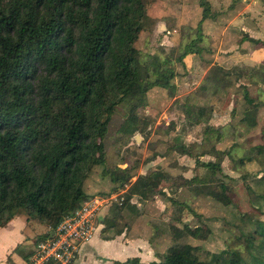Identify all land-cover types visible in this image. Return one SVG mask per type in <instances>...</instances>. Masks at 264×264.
<instances>
[{"label":"trees","instance_id":"obj_1","mask_svg":"<svg viewBox=\"0 0 264 264\" xmlns=\"http://www.w3.org/2000/svg\"><path fill=\"white\" fill-rule=\"evenodd\" d=\"M149 1L0 0V228L10 214L24 210L53 231L89 198L82 187L92 172L107 174L116 193L130 182L129 168L104 167L100 129L111 120L119 104L134 98L118 132L130 136L138 131L147 136V123L141 121L138 109L145 106L150 89L168 88L174 77V72L165 66L166 59L161 61L157 55L149 54L142 63L146 76L141 79L131 55L149 20ZM199 5L202 19L215 20L221 12L210 0H200ZM232 7L233 1L228 9ZM249 40L264 46V41ZM196 44L193 40L184 54L195 52ZM150 73L162 83L150 81ZM241 78L248 84L238 87L244 100L240 122L256 127L258 112L264 109V100L258 94L259 86L264 85L263 65L245 67L237 74L213 67L199 94L183 99L177 122L169 123L170 130L166 129L171 131L179 126L185 131L202 126L203 138L199 143L173 144L165 151L190 156L207 172L199 179H182L178 187H187L200 196L194 182L206 186L204 189L215 183L218 188L201 197L223 208L233 204L229 185L216 177L218 173L225 176L221 170L223 158L242 166L256 157L249 153L245 159L237 158L235 145L226 151L213 147V143L223 141V127L209 125L212 109L207 107L206 96L210 92L220 94L229 82L232 86L233 81ZM228 101L229 97L225 104ZM208 142L213 145L204 150L203 144ZM255 150L264 156V144L256 145ZM156 156L164 157L165 153L153 154L148 161ZM205 156L213 159L204 161ZM259 180L262 191L253 192V200L264 202V180ZM146 192L143 194L147 198L162 194L150 189ZM123 196L103 220L97 218L105 240L127 231L129 223L116 227L120 219L131 217L132 221L141 215V209L131 203L132 196ZM171 204L175 213L180 214L185 203L174 198ZM236 218L237 239H243L250 259L229 250L211 254L209 259L200 258L198 247L178 241L185 237L206 240L208 229L187 225L179 229L170 225L176 244L163 256L161 264H264V222L250 213ZM48 235L49 232L35 239L33 244ZM33 252L28 251L23 259L28 260ZM114 264L144 263L129 258Z\"/></svg>","mask_w":264,"mask_h":264},{"label":"rangeland","instance_id":"obj_2","mask_svg":"<svg viewBox=\"0 0 264 264\" xmlns=\"http://www.w3.org/2000/svg\"><path fill=\"white\" fill-rule=\"evenodd\" d=\"M230 1L215 0V5L218 10L221 5L226 9ZM198 2L199 0H150L147 2L149 20L145 22V27L131 49L133 61L143 74L142 63L149 54L157 55L160 60L169 58L168 66L174 72L175 79L168 88L155 87L150 90L146 96L145 106L138 109L141 121L144 120L147 123L145 127L147 136H143L138 131L130 136L121 135L118 132L134 98L126 99L119 104L111 120L100 129L103 133L101 143L105 154L104 167L107 170L115 166L129 168L132 176L130 182L116 193L112 190L113 184L107 174L92 172L82 187L89 197L86 201L99 207L98 221L103 220L108 210H111L115 203L120 202L125 193L132 194L133 205L143 209V214L132 221H130L131 217H124L116 223V227L129 223L124 237L127 243V239L134 240L130 244L132 247L129 256L137 257L144 264H152L153 261L161 264L163 256L168 253L171 246L176 244L172 239L170 225H175L179 229L185 225L208 229L209 234L206 240L185 237L178 241V243L198 247L200 258L209 259L211 254L229 250L230 253L238 251L244 258L250 259L243 239H237L239 222H236L238 221L236 217L239 214L250 213L251 216L264 222V202L253 200V192L262 191V187L257 182L260 181L259 179L264 180V156L262 157L255 150L256 145L264 144L263 108L258 112L259 124L256 127H249L240 122L244 103L240 93L232 95V102L228 108L223 107L229 96L227 91H222L220 94L210 92L208 93L210 95L206 96L207 107L211 108L213 113L210 125L217 128L223 127L221 138L223 141L213 143V147L226 151L235 145L237 148L234 153L237 158L245 159L249 153L256 157L255 160L242 166L231 162L228 158H223L221 170L225 176L218 173L216 177L229 185L233 202L231 207H217L211 200L201 197L203 193L217 189L218 185L215 183L204 189L206 186L194 182L195 190L200 196H195L187 187H178L177 184L182 179L194 177L199 179L207 172L197 166L190 156L165 151L169 145L199 143L203 138L202 126L187 128L185 131L178 126L177 129L168 131L170 130L168 124L177 122L182 100L188 96L194 98L198 95L199 88L210 74L208 65L211 60L206 62L207 60L203 59V55L208 53L194 55L187 68L182 63L181 55L190 42L194 40L198 43L201 40L197 47L206 49V52L208 50H214L220 54L231 52V63L228 62L231 64L230 69L228 68L229 73L242 72L245 65L254 67L263 65L264 67V50H259L257 45L243 38L244 29H248V35L264 39V0H237L238 9L230 15L225 10L216 22L219 26L220 19L231 18V30L225 31L220 26L214 30L209 29L216 35L215 38L205 36L204 32L207 31L202 25L200 27L198 25L201 17ZM251 3L252 6H248ZM151 80L161 81L154 76ZM241 83L242 81L238 79L237 85ZM258 89L259 96L264 100V85ZM136 90L137 87L133 89L132 94ZM212 145L209 142L204 143V150L210 149ZM157 153H165V156H156L155 161L148 163L151 156ZM211 159H213L212 156H205L202 160ZM149 189L155 193L165 190V193L147 198L143 192ZM111 195L112 198H110ZM174 198L185 203L180 214L175 213V208L171 204V199ZM98 227L100 225L98 226L97 222L94 235L97 234ZM49 231L46 224L24 210L10 214L6 218L5 226L0 230V264H9L8 261H13L15 264H23V261L24 264L28 263L31 256L28 260H22L21 257L23 258L31 249L34 250L35 239H39ZM152 234L153 236L150 237ZM139 236L149 240L150 247L139 246L141 242ZM78 257L79 254L72 264L76 263ZM125 260L126 258L123 261ZM114 261V258L93 252L89 253L84 264H113ZM250 264L258 263L251 261Z\"/></svg>","mask_w":264,"mask_h":264},{"label":"crops","instance_id":"obj_3","mask_svg":"<svg viewBox=\"0 0 264 264\" xmlns=\"http://www.w3.org/2000/svg\"><path fill=\"white\" fill-rule=\"evenodd\" d=\"M200 1V0H199ZM211 2H212V5H213V7L216 9V11H218V9H217V7H216V5H215V0H210ZM232 1H233V7L232 8H229L228 9V7L231 5V3H232ZM255 1H257V0H255ZM254 2V1H253ZM198 6L200 7V5H199V2H198ZM248 6H252V3L251 4H249ZM201 8V7H200ZM219 9H220V13L218 14V16L216 17V19L215 20H212V19H209V18H206V19H202V8H201V17H200V20H199V23H198V25H199V27L202 25L203 27H204V29L207 31V32H204V35L205 36H212L213 38H215V36L216 35H214L213 33H212V31H209V29H212V30H214V29H217V27H221L223 30H225V31H229V30H231V24H232V22H231V18H222V19H220L219 20V26L218 25H216L217 23V21H218V19L220 18V16L225 12V10H227V14L228 15H230L232 12H234L235 10H237L238 9V2H237V0H231L230 1V3H229V5L226 7V9H224L223 8V6L221 5L220 7H219ZM250 20H253V19H250ZM246 30V31H245ZM250 30V29H249ZM248 33H249V31H248V29H244V32H243V35H244V37L243 38H245V40L246 41H249V42H251L249 39H255V40H261V41H264V39H260L259 37H253V36H250V35H248ZM201 41V40H200ZM199 41V42H200ZM198 42V43H199ZM191 43V42H190ZM197 43V44H198ZM252 43V42H251ZM196 44V45H197ZM255 44V43H254ZM189 45V44H188ZM187 45V46H188ZM255 45H257L258 46V48H259V50H264V46H261V45H258V44H255ZM186 46V47H187ZM186 47H185V50H186ZM209 51H210V53H209ZM203 52H205V53H208V54H206V55H203V59L204 60H207L206 62H209L210 60H211V63L208 65V67H209V71L213 68V67H216V66H218V67H221L222 69H224V70H229L230 68H229V66L231 65L230 63H231V52H225V53H223V54H220V53H218V52H216V51H212V50H208L207 52H206V49H201V48H198V47H196L195 48V52H193V53H191V54H184L185 52H183V54L181 55V57H182V63L185 65V67L187 68V66L190 64V61H191V59L194 57V55H196V54H199V53H203ZM166 59V67L169 69V66H168V63L170 62V60H169V58H164V59H162L161 61H163V60H165ZM225 59V60H224ZM223 61H227V62H223ZM228 62H230V63H228ZM227 64V66H225ZM245 67H254V66H250V65H245ZM225 68H227V69H225ZM229 68V69H228ZM138 69V68H137ZM169 70H171V69H169ZM138 71H139V74H140V78L141 79H143L145 76H146V74H145V71H144V68H143V74L141 73V70L140 69H138ZM152 76H154V77H156L155 75H153L152 73H150L149 74V80L150 81H153V80H151V77ZM209 77V76H208ZM159 79V78H158ZM175 79V74H174V77L169 81V85H171L170 83L173 81ZM207 79V78H206ZM206 79L203 81V84L205 83V81H206ZM230 80H231V78H230ZM241 81H242V83L240 84V85H247L248 84V82L246 81V79H240ZM153 82H155V81H153ZM202 84V85H203ZM201 85V86H202ZM239 85H237V82L236 81H233V84H232V86H231V82H229V84H228V86H226L225 87V91H227V93L229 94V101L227 102V104H224L223 105V107H225V108H228V106H230V104H231V97H232V95L233 94H237V93H240V91H239ZM259 87H262V85H260ZM155 87H153L152 89H154ZM152 89H150V90H152ZM149 90V91H150ZM149 91H148V94H149ZM241 94V93H240ZM241 96H242V94H241ZM243 98V97H242ZM183 101V100H182ZM208 103V102H207ZM234 110V109H233ZM232 110V111H233ZM213 114V113H212ZM211 114V115H212ZM213 117V115L211 116V118ZM211 120V119H210ZM210 122V121H209ZM209 125H210V123H209ZM211 126H213V125H211ZM214 127V126H213ZM215 128H217V127H215ZM155 159L156 158H154V159H152V160H150V161H148V163H151V162H153V161H155ZM164 173V172H163ZM165 193V190H163L162 191V193ZM156 195H158V194H156ZM156 195H154V197H156ZM162 195V194H161ZM131 196H132V194H131ZM153 197V196H152ZM110 198H112V195H111V197ZM152 199V198H151ZM131 203H132V200H131ZM133 204V203H132ZM143 214V209H141V215ZM140 215V216H141ZM2 228H0V230H1ZM102 230V226L101 227H99V229H98V232H97V234L96 235H94L90 240H88L87 242H85V243H83L81 246H80V248H79V252H78V254H79V257H78V259L76 260V263L75 264H84V262L86 261V259L88 258V255H89V253H98L99 255H102V256H108V257H111V258H114L115 259V261L113 262V264L115 263V262H120V263H123V262H125L127 259H129V258H131L130 256H129V254L131 253V243L132 242H134V240L132 239V240H129V239H127V241H128V243L126 242V240H125V232H123L121 235H119V236H115L113 239H109V240H105L104 238H103V236L100 234V231ZM139 231V230H138ZM153 236V234L150 236V237H152ZM151 239V238H150ZM139 240L141 241L140 242V245L139 246H142V248H144V246H148V247H150L149 246V240H146L145 238H141L140 236H139ZM151 241V240H150ZM126 244H127V246H126ZM141 248V247H140ZM152 248V247H151ZM152 249H154V248H152ZM81 250V251H80ZM86 258V259H85ZM124 258H126V260L125 261H123L124 260ZM137 258V257H136ZM21 259L23 260V258L21 257ZM8 263L9 264H15V263H13V261H8ZM23 264H24V261H23Z\"/></svg>","mask_w":264,"mask_h":264},{"label":"built area","instance_id":"obj_4","mask_svg":"<svg viewBox=\"0 0 264 264\" xmlns=\"http://www.w3.org/2000/svg\"><path fill=\"white\" fill-rule=\"evenodd\" d=\"M98 211L99 207L85 201L49 231L50 235L36 242L34 252L25 264H72L80 246L94 236Z\"/></svg>","mask_w":264,"mask_h":264}]
</instances>
